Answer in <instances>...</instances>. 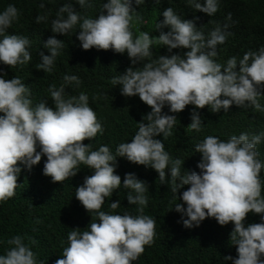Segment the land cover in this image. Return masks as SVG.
<instances>
[{
	"label": "clouds",
	"instance_id": "obj_1",
	"mask_svg": "<svg viewBox=\"0 0 264 264\" xmlns=\"http://www.w3.org/2000/svg\"><path fill=\"white\" fill-rule=\"evenodd\" d=\"M85 2L77 0L82 7ZM143 2L135 0L137 5ZM193 6L210 16L218 10L217 0H206L203 4L194 2ZM104 10L106 12L92 19L81 17L71 5L65 4L58 10L51 29L67 35L79 24L81 31L78 39L83 49L95 47L113 49L117 53L127 51L133 65L142 62V67H129L123 75L111 81L113 85H122L124 96L138 95L152 109L144 117L148 123L139 122L138 132L131 142L118 146L117 155L154 168L160 182L170 183L173 193H177L183 185H190L180 197L183 203L176 204L174 208L188 217L182 219L183 225L186 228L198 226L208 217L215 218L220 225L232 222L234 229L230 239L238 246V258L234 264H264L261 260L264 254V223H252L247 227L244 224L249 212L264 213V196L261 194L264 185L260 178L264 164L256 150L261 136L250 138L247 133H242L231 136L227 141L211 135L205 137L196 145V152L202 154L198 163L201 171L188 172L183 176L180 172L182 161L170 160L164 143L154 138L161 133L164 138L172 135L176 116L162 113L165 104L173 113L183 111L189 104L196 108L208 105L213 112L221 109L227 112L233 103L238 106L248 103L256 110L264 111L258 100L261 95L258 86H264V48L258 53H246L239 64L232 57L224 67L213 60L217 55L216 46L226 40L219 27L205 40L192 20L181 19L169 7L163 11V23L157 27L167 25L171 31L161 32L156 37L139 32L134 38L132 23L134 19L139 21L140 17L132 14V0H107ZM64 13H67L66 18ZM18 18V9L14 5L10 4L0 12V36L3 37L0 39V61L12 68L25 65L32 59L28 38L5 34ZM45 19L44 16L36 17L37 23ZM154 44L168 46L169 50L179 47L190 51L183 57L160 55L153 60ZM45 47L51 54L41 53L42 62L37 68L51 72L63 43L53 36L47 40ZM64 81L67 84L80 83L75 75H65ZM49 91L55 109L44 101L33 107L29 90L20 78H0V112L4 113L0 115V201L15 195L21 172L19 164L30 170L46 155L44 175L50 176L53 182L62 183L75 176L78 166L83 163L95 171L76 188L75 197L88 212L96 213L99 222H91L90 230L82 233L71 231L69 246L55 264H132L145 251V246L154 242L156 235L155 220L142 214L143 206L148 203L144 195L147 190L145 182L137 179L134 173H128L123 180L124 188L136 193H128L127 199L129 204L141 206L140 215L101 211L105 198L121 185V177L115 174L117 156L106 145L89 151L91 145L84 143L85 139H93L104 130L89 106L86 94L66 99L64 86L57 90L53 85ZM222 96L226 98L221 99ZM191 120L188 130L199 132L202 119L195 110ZM37 143L41 149L39 152ZM166 169L170 170V178ZM119 203L112 202L110 207L117 209ZM8 243L14 247L6 255H0V264H37L35 253L21 237L17 236ZM40 264L44 262L40 261Z\"/></svg>",
	"mask_w": 264,
	"mask_h": 264
},
{
	"label": "trees",
	"instance_id": "obj_2",
	"mask_svg": "<svg viewBox=\"0 0 264 264\" xmlns=\"http://www.w3.org/2000/svg\"><path fill=\"white\" fill-rule=\"evenodd\" d=\"M194 2L203 4L206 0H144L140 5L132 0V14L140 17L139 21L134 19L132 23L134 38L139 32H147L156 37L161 32L171 31L167 25L157 27L163 23V11L171 7L181 19L192 20L196 24V30L204 34L205 40L218 27L225 33L226 40L216 46L217 55L213 57L216 63L224 67L232 57L239 64L246 53H258L264 48V0H217L218 10L211 16L196 10ZM105 3L107 0H86L82 7L77 0H0V12L11 4L18 9L19 15L5 34L28 38V51L32 57L27 64L17 65L15 68L0 61V78H20L29 90L33 107L44 101L55 109L49 91L53 85L57 90L64 86L66 99L70 96L78 97L80 93L89 97V106L95 111L104 130L93 139H85L84 143L91 145L89 151L98 150L102 145L108 146L110 152L117 156L115 174L121 177L120 187L105 198L100 210L109 214H141V206L129 204L127 199L128 193H136L123 186L126 175L134 173L137 179L145 182L147 189L144 195L148 203L143 206L142 214L150 216L156 222L154 242L145 246V251L132 264H234V260L238 258V246L230 239L234 229L232 222L220 225L215 218L208 217L198 226L186 228L182 219L188 217L174 208L176 204L183 203L180 197L190 185H183L177 193H173L170 183L160 182L159 174L154 168L133 163L126 157L117 155L118 146L131 142L134 138L139 122L148 123L144 117L152 109L138 95L124 96L122 85H113L111 81L112 78L123 75L129 67H142V62L133 65L127 51L117 53L113 49L95 47L83 49L82 42L78 39L81 31L79 24L67 35L55 33L51 29L58 10L65 4L71 5L81 17L96 19L99 14L106 12ZM37 16H44L46 19L37 23ZM64 16L66 18L67 13ZM53 36L62 40L63 47L59 49L52 71L45 72L37 66L42 62L41 53L51 54L45 43ZM187 51L190 49L178 47L169 50L168 46L154 44L151 59L174 54L183 57ZM65 75L79 77V85L75 82L67 84L64 81ZM258 87L261 91L258 100L264 108V86ZM224 98L226 97H221ZM193 110L202 119L199 132L187 128L192 122ZM162 113L176 116L172 135L164 138L161 133L154 138L164 143L170 160L182 161V176L188 172L201 171L198 163L202 154L196 152V145L209 135L219 137L222 141L242 133H247L250 138L260 135L261 142L256 145V150L260 154L258 158L264 164V111H258L248 103L244 106L233 103L227 112L224 109L213 112L208 105L196 108L189 104L183 111L173 113L170 106L165 104ZM0 115L4 113L0 112ZM40 150L37 143V151ZM46 161L47 156L43 155L39 164L33 165L30 170L19 164L21 172L18 174L15 195L0 201V255H6L14 247L8 241L19 236L35 253L37 264L40 261L55 264L56 260L62 258L63 250L69 246L68 235L71 231L78 230L82 233L90 230L91 222H99L96 213L88 212L75 197L76 188L83 185L85 178L93 175L95 170L81 163L75 176L62 183L53 182L50 176L43 173ZM170 167L171 163L169 169ZM167 171L170 178V170L166 169ZM260 178L264 185V168ZM261 194L264 196V187ZM115 201L120 202L119 207L112 209L110 205ZM184 206L187 207L186 204ZM252 223H264V213L249 212L244 221L245 227ZM228 256L232 259H225ZM261 260H264V254L261 255Z\"/></svg>",
	"mask_w": 264,
	"mask_h": 264
}]
</instances>
